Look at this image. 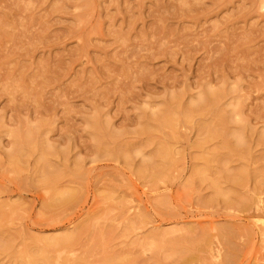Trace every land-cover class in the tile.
<instances>
[{
  "label": "rangeland",
  "instance_id": "obj_1",
  "mask_svg": "<svg viewBox=\"0 0 264 264\" xmlns=\"http://www.w3.org/2000/svg\"><path fill=\"white\" fill-rule=\"evenodd\" d=\"M183 263L264 264V0H0V264Z\"/></svg>",
  "mask_w": 264,
  "mask_h": 264
},
{
  "label": "bare ground",
  "instance_id": "obj_2",
  "mask_svg": "<svg viewBox=\"0 0 264 264\" xmlns=\"http://www.w3.org/2000/svg\"><path fill=\"white\" fill-rule=\"evenodd\" d=\"M189 261V260H188ZM184 264V263H183Z\"/></svg>",
  "mask_w": 264,
  "mask_h": 264
}]
</instances>
